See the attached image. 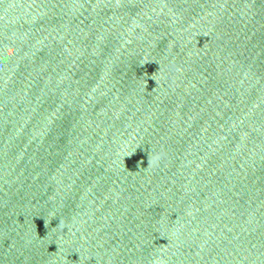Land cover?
<instances>
[{
  "label": "water",
  "instance_id": "1",
  "mask_svg": "<svg viewBox=\"0 0 264 264\" xmlns=\"http://www.w3.org/2000/svg\"><path fill=\"white\" fill-rule=\"evenodd\" d=\"M0 264H264V0H0Z\"/></svg>",
  "mask_w": 264,
  "mask_h": 264
}]
</instances>
